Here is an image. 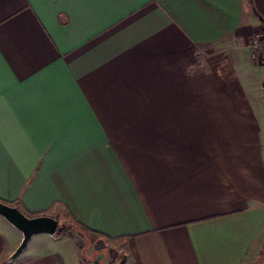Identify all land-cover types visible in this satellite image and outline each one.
<instances>
[{"label": "crops", "instance_id": "obj_1", "mask_svg": "<svg viewBox=\"0 0 264 264\" xmlns=\"http://www.w3.org/2000/svg\"><path fill=\"white\" fill-rule=\"evenodd\" d=\"M263 24L264 0H0V200L109 252L57 232L10 264H264Z\"/></svg>", "mask_w": 264, "mask_h": 264}, {"label": "water", "instance_id": "obj_2", "mask_svg": "<svg viewBox=\"0 0 264 264\" xmlns=\"http://www.w3.org/2000/svg\"><path fill=\"white\" fill-rule=\"evenodd\" d=\"M0 216L22 233V240L15 251L5 260L10 264L24 252L33 236L47 234L53 236L60 225L59 220L50 215L29 216L18 206L0 200Z\"/></svg>", "mask_w": 264, "mask_h": 264}, {"label": "rangeland", "instance_id": "obj_3", "mask_svg": "<svg viewBox=\"0 0 264 264\" xmlns=\"http://www.w3.org/2000/svg\"><path fill=\"white\" fill-rule=\"evenodd\" d=\"M263 37L264 39V24L257 30V33L256 34H251L250 36H248L247 38V41H246V47L247 48H251L250 45H251V41L255 38V37ZM263 44H264V41L262 40ZM252 49V48H251ZM259 61H257L258 63ZM260 63V62H259ZM263 112V113H262ZM261 114H262V126H263V136H264V111L262 110L261 111ZM68 225L70 227H72L71 229H69L67 232H64L62 234H65L66 236H70V237H73L74 239H76V241L78 242V247L79 248V251L80 253L82 254V256L86 259H94L95 257H97L99 255V253L103 254V255H109V252L106 248H103L101 250H97L96 248H92L91 246V243L88 241V239L85 238V235L84 233L82 232V229L75 226L73 223H66L63 221H60V226L62 225ZM11 229H15L11 226V224H8ZM0 232H5L3 230L0 229ZM6 234L10 239H11V236L12 234L6 230ZM50 235H47V234H37L33 237L34 240H32L33 242H35L36 240L35 239H38L40 237H49ZM20 243H15V245H13V247L11 248V250H8L7 249V243H6V247L5 249H3L1 252H0V264L1 263H4L5 260L15 251V249L18 247ZM112 255H114V252H112ZM19 258V257H18Z\"/></svg>", "mask_w": 264, "mask_h": 264}, {"label": "built area", "instance_id": "obj_4", "mask_svg": "<svg viewBox=\"0 0 264 264\" xmlns=\"http://www.w3.org/2000/svg\"><path fill=\"white\" fill-rule=\"evenodd\" d=\"M262 40L264 41L263 37H255L252 41H251V45L250 47L252 48V50L254 51V55L253 57L256 58L259 62H264V44L262 42Z\"/></svg>", "mask_w": 264, "mask_h": 264}, {"label": "trees", "instance_id": "obj_5", "mask_svg": "<svg viewBox=\"0 0 264 264\" xmlns=\"http://www.w3.org/2000/svg\"><path fill=\"white\" fill-rule=\"evenodd\" d=\"M18 203V202H17ZM17 203H8V204H11V205H17ZM72 227L68 226V225H62L58 227V230L57 232L58 233H64V232H67L69 229H71ZM6 247V240L3 236L0 235V252L5 249Z\"/></svg>", "mask_w": 264, "mask_h": 264}]
</instances>
